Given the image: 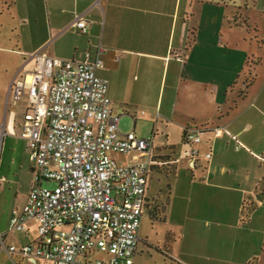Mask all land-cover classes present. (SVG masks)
<instances>
[{"label":"crops","instance_id":"1","mask_svg":"<svg viewBox=\"0 0 264 264\" xmlns=\"http://www.w3.org/2000/svg\"><path fill=\"white\" fill-rule=\"evenodd\" d=\"M225 1L0 0V54L14 57L13 64H0V70L4 74L1 86L5 96L0 99V128L3 126L4 129L0 137V234L6 244H32L37 238L34 222H28L23 231L9 227L12 212L20 209L25 202L34 169V164L25 151V141L17 134L27 102L23 99L12 103L9 87L15 79L28 76L33 65L32 55L38 50L60 58H77L73 49L75 42L71 45L67 35L80 38V42L89 50H94L98 45V35L102 39L106 37V46L111 47H106L102 53L104 64L97 70V74L108 81L113 116L118 112H125L123 105L136 100L148 102L158 85L154 108L160 110L165 99L161 111L166 124L165 133L169 125L174 126L182 131L181 138L184 143L188 140V134H195L194 130L208 134L206 141L201 138L193 141L200 149L196 153L209 149L206 153H210V156L207 157L205 153L207 162L203 165L196 154L187 157V164L193 170L199 169L193 171V176L201 177L202 182H198L200 187H209L211 192L217 191L220 188L218 180H234L236 171L245 172L244 169L253 165V161L220 160L223 154L231 150L232 140L228 135L241 136L252 127L249 122L241 120L242 112L230 115V107L226 108L225 114L222 111V105L229 101L221 96V92L223 88L230 86L238 68L237 62H232V56L223 59L227 53L223 51L219 32L224 27V16L229 12L228 5L224 3H231V0ZM79 14H83L89 22L85 34L70 27ZM190 32H193L191 41ZM30 62L31 67L25 69ZM159 66L162 67L160 79ZM223 95L227 96L226 90ZM215 127L220 129L219 135L213 133L212 128ZM135 129L136 123L133 121L132 131L136 134ZM204 142L207 146H203ZM154 146L159 151L163 145ZM190 146L188 154L194 150V144L190 143ZM172 147L175 149V146ZM219 152L221 154L217 156ZM236 153L249 157L242 148ZM159 155L164 164L173 165L177 170V157L175 158L172 151H163ZM122 156V161L130 159L128 155ZM155 174L168 176L163 173ZM176 176L172 177L173 187L172 184L165 183L170 185V190L177 191L180 186ZM245 179L248 180V171ZM256 179L255 184L261 183L264 180V171ZM190 183L196 181L190 180ZM235 188L239 190V194L246 192L243 186ZM145 209L146 206L143 212ZM177 209L180 217L183 210L181 207ZM172 210V203L168 209L166 205L164 222L175 221L172 219ZM139 239L141 240L140 236ZM40 262L48 261L22 254H14L10 258L4 250H0V264ZM79 264H83V261Z\"/></svg>","mask_w":264,"mask_h":264},{"label":"built area","instance_id":"2","mask_svg":"<svg viewBox=\"0 0 264 264\" xmlns=\"http://www.w3.org/2000/svg\"><path fill=\"white\" fill-rule=\"evenodd\" d=\"M83 14L70 27L85 34L89 22ZM104 51L98 44L67 59L38 50L28 76L10 84L12 103L27 102L17 134L34 169L25 202L12 212L9 227L23 231L34 222L37 231L35 242L21 245L6 244L0 234V250L10 258L22 254L51 264L133 263L147 175L158 161L152 139L132 130L122 133L119 117L111 114L108 81L97 74ZM212 131L220 133L218 127ZM188 139L200 140L192 133ZM117 154L130 159L119 161ZM43 181L54 186H43ZM95 252L108 258L93 257Z\"/></svg>","mask_w":264,"mask_h":264},{"label":"rangeland","instance_id":"3","mask_svg":"<svg viewBox=\"0 0 264 264\" xmlns=\"http://www.w3.org/2000/svg\"><path fill=\"white\" fill-rule=\"evenodd\" d=\"M224 4L228 5L229 12L224 16V27L219 32L223 51L227 53L223 59L232 56V62H237L238 68L237 73L233 72L230 86L223 88L221 92V96L229 101L228 104L222 105V111L225 114L226 108L230 107V115L242 112L241 120L249 122L252 127L241 136L233 138V135H228L232 140L231 150L223 154L220 160L253 161L251 167L244 169L246 173L248 171V180L245 179L246 173L238 170L235 172V181L225 178L218 180L220 188H217V191L211 192L209 187H200L198 182H202L201 177L193 176V171L199 169L193 170L187 164V157H190L188 151L190 143L194 144L193 151L204 165L207 162L205 153L209 152V149L196 153L200 150L196 146L197 143L191 142L190 139L184 143L181 138L182 131L174 126L169 125L165 133L166 124L161 114L165 99L160 110L154 108L158 85L148 102L136 100L123 105L122 109L127 113L115 114L119 117V129L122 132L130 131L135 121V132L138 136L151 138L154 145H163L161 150L155 149L156 153L172 151L175 158L177 157L176 178L180 182L177 191L170 190L167 204V209L170 203L173 205L172 219L175 221H157V214L162 210L165 183L168 182L173 187V174L169 169L167 173H159L167 174V177L156 176L155 173L158 172L151 174L147 187L148 195L152 197L141 215V240L137 244L132 264H264V180L255 184L256 177L264 171V0H231V3ZM191 33L193 32H190V41L193 37ZM66 38L71 45L75 42L73 49L77 58L88 49L80 42V38L72 35H67ZM97 39L98 44L105 50L106 47H111L106 46V37L102 39L98 35ZM67 59H71V56ZM13 61L14 57L0 54V64H13ZM30 67L31 62L26 64L25 69ZM161 73L162 67L159 66V79ZM3 78L4 74L0 70V99L5 97L1 86ZM162 80L164 81V78ZM161 85L163 87V84ZM224 90L227 91V96L223 95ZM194 135L204 141L208 137L207 133L202 132ZM249 140L252 143H247ZM172 146H175V149ZM203 146H207V143L204 142ZM182 148L184 150H181ZM241 148L249 157L236 153ZM221 152L217 153V156ZM116 157L119 161L124 159L121 154ZM197 174L200 175V172ZM190 180L196 183H190ZM42 185L52 187L54 182L43 181ZM238 186L245 187V194L238 193L239 190L235 188ZM259 199L260 201H257ZM178 207L183 210L180 217L177 215ZM92 256L108 258L104 253L98 252ZM92 256L88 259H93ZM40 264L51 263L48 261Z\"/></svg>","mask_w":264,"mask_h":264},{"label":"trees","instance_id":"4","mask_svg":"<svg viewBox=\"0 0 264 264\" xmlns=\"http://www.w3.org/2000/svg\"><path fill=\"white\" fill-rule=\"evenodd\" d=\"M154 158L157 159L158 163L152 164L149 167V173L147 175V181H146V197H145L144 206H147V204L149 203V199L152 197V196L147 195V191H148L147 185H148L149 179L151 177L152 171L153 172H158V173H160V172L167 173L168 169H169V171L173 174V176H176V174H177V170H176V168H174L173 165L164 164V161H163L161 155L156 153V156H154ZM164 191H165V194H164V197H163V201L161 202L162 210L160 209L159 214H157V218L156 219L153 218V219H155L157 221H161V222L165 221V207L168 204V198H169V193H170V185L169 184H165Z\"/></svg>","mask_w":264,"mask_h":264}]
</instances>
